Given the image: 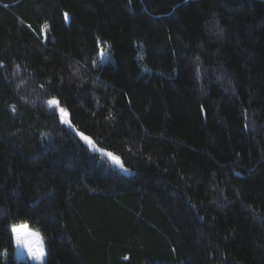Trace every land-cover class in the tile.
I'll return each instance as SVG.
<instances>
[{"label": "trees", "instance_id": "trees-1", "mask_svg": "<svg viewBox=\"0 0 264 264\" xmlns=\"http://www.w3.org/2000/svg\"><path fill=\"white\" fill-rule=\"evenodd\" d=\"M15 222L42 264H264V0H0V264H31Z\"/></svg>", "mask_w": 264, "mask_h": 264}, {"label": "snow or ice", "instance_id": "snow-or-ice-1", "mask_svg": "<svg viewBox=\"0 0 264 264\" xmlns=\"http://www.w3.org/2000/svg\"><path fill=\"white\" fill-rule=\"evenodd\" d=\"M65 18L67 19V14H65ZM47 26H45L46 29ZM103 56V53H100ZM47 104L50 107H54L59 111L60 120L62 123L70 124V120L68 119L69 113L66 109L60 106V102L57 98L53 97L47 101ZM81 139L84 140L90 147H95L93 141L83 133L79 134ZM106 155L117 165L123 168V163L121 162L120 157L115 156L114 154L108 152ZM11 234L14 237L15 243L17 246H23L27 249L28 256L35 261H43L44 258V246L42 240L39 237V234L36 232H31L28 230L27 226H12ZM6 254V253H5Z\"/></svg>", "mask_w": 264, "mask_h": 264}, {"label": "rangeland", "instance_id": "rangeland-1", "mask_svg": "<svg viewBox=\"0 0 264 264\" xmlns=\"http://www.w3.org/2000/svg\"><path fill=\"white\" fill-rule=\"evenodd\" d=\"M103 53V56H101L100 53ZM98 57H99V61L100 63L102 62H105L107 59H108V56H107V53L105 51H100L99 54H98ZM84 141V140H83ZM85 142V141H84ZM26 225L28 230L31 231V232H36L39 234V237L40 239L42 240V243H43V246H44V241H43V238L42 236L40 235L39 231L32 227V226H29L27 223L25 222H15V223H12L10 225V229L12 226H24ZM12 236V234H11ZM12 241H13V245H14V248H13V255L16 259H23V260H27L28 262H30L31 264H42L44 262V259H45V255H44V258H43V261H35V260H32L29 256H28V253H27V249H25L23 246H17L16 243H15V240H14V237L12 236ZM44 253H45V246H44ZM177 264H181V263H177Z\"/></svg>", "mask_w": 264, "mask_h": 264}]
</instances>
